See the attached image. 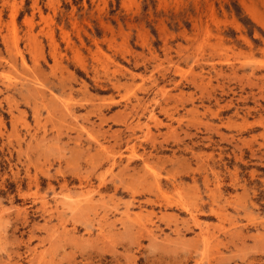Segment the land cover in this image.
Segmentation results:
<instances>
[{"label": "rangeland", "instance_id": "374dc122", "mask_svg": "<svg viewBox=\"0 0 264 264\" xmlns=\"http://www.w3.org/2000/svg\"><path fill=\"white\" fill-rule=\"evenodd\" d=\"M0 264H264V0H0Z\"/></svg>", "mask_w": 264, "mask_h": 264}, {"label": "bare ground", "instance_id": "6f19581e", "mask_svg": "<svg viewBox=\"0 0 264 264\" xmlns=\"http://www.w3.org/2000/svg\"><path fill=\"white\" fill-rule=\"evenodd\" d=\"M169 48V47H168ZM184 48V47H183ZM164 52V51H163ZM163 90V89H162Z\"/></svg>", "mask_w": 264, "mask_h": 264}]
</instances>
